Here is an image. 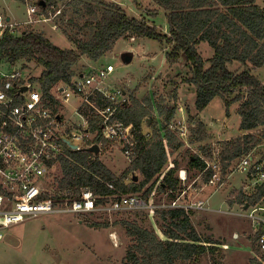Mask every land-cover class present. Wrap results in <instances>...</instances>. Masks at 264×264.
I'll list each match as a JSON object with an SVG mask.
<instances>
[{
    "label": "trees",
    "instance_id": "16d2710c",
    "mask_svg": "<svg viewBox=\"0 0 264 264\" xmlns=\"http://www.w3.org/2000/svg\"><path fill=\"white\" fill-rule=\"evenodd\" d=\"M16 1L24 4L26 0ZM73 1L74 4L67 2V8L65 4L64 12H71L67 14L65 25L77 29L76 22L80 24L83 21L81 28L91 30L87 40L79 36L78 31L75 36L63 31L68 41L75 46L74 50H62L43 33L33 30H25L21 35L7 31L0 37V61L11 64L23 60L36 61L42 67L40 76L32 77L30 81L40 86L44 98L52 105L54 87L61 82L71 83L75 77L73 69L83 59L98 63L114 51L121 39L133 37L137 40H152L165 47L166 64L169 66L185 60L191 77L184 83L196 90L197 112H203L215 98H220L229 117L231 107L238 104L237 114L241 118L240 130L243 135L236 140L223 142L217 152L222 177L232 171L231 166L235 160H241L264 144V85L253 74L257 69L264 68V8L256 0H154L158 12L148 13L156 19L160 12H164L168 24L167 35L156 26L155 20L145 15L140 18L131 17L114 2ZM40 7L45 16L50 12L55 14L61 11L58 0H42ZM81 9H85V14ZM91 15H98V18L89 17ZM202 43H207L213 49L212 58L205 60L198 52ZM234 64L240 67L231 71L230 66ZM172 92L173 99H178V89ZM124 93L128 98L127 103L122 105L117 119L134 126L138 142L129 171L118 177L101 161L99 155H94L89 149L68 151L59 162L61 178L54 177L55 193L71 189L74 197L78 198L82 191L90 189L103 199L141 194L147 200L162 174L164 176L156 193L165 195L167 203L174 201L185 190L178 178L179 163L175 161L173 167L169 168V156L184 147V142L170 130L177 107L164 106L163 103L157 105L158 114L162 118L159 128L149 97L140 102L133 93ZM102 104L107 103L102 101ZM187 113L190 111L187 110ZM195 120L193 117L189 119L192 130L190 142L201 143L207 138L205 125ZM149 121L153 122L152 132L145 135L143 126L149 125ZM91 131L100 132V127L91 123ZM100 141L101 136H98L97 142ZM104 144L107 142L104 141ZM203 150L205 155L211 154L212 160L208 162L202 157L190 156L188 168L198 173L197 177L207 184L215 173L213 169H207L208 163H213L215 152ZM129 174L140 176L141 180L135 181L133 176L129 178ZM108 184L113 185V189H109ZM232 194L228 202L230 207H254L264 197V184L257 186L251 196L242 191ZM45 198H50L49 194ZM103 202L102 199L98 201ZM190 215L183 210H158L157 216L162 221L160 227L165 240L160 239L154 231L125 223L133 244L123 263H195L207 254L215 253L217 246L222 244L201 237ZM92 226L100 227L98 224ZM263 234L262 230L256 233L252 237L253 242L257 243ZM260 260L255 259L253 263L264 264V254Z\"/></svg>",
    "mask_w": 264,
    "mask_h": 264
},
{
    "label": "rangeland",
    "instance_id": "374dc122",
    "mask_svg": "<svg viewBox=\"0 0 264 264\" xmlns=\"http://www.w3.org/2000/svg\"><path fill=\"white\" fill-rule=\"evenodd\" d=\"M120 5L131 17H149L155 20L156 26L164 34H168V24L164 12H160L158 17L150 16L148 11H157L158 8L154 0H107ZM61 11L50 19L47 23L34 24L32 26H19L18 29L23 33L25 30H33L41 33L59 31L61 34L54 37V45L62 50H74L75 46L68 41L63 31L76 35L79 32L84 40L91 36L89 28H81L83 21L77 24V29L65 25L67 14L64 12L68 4H74L73 0H58ZM69 2V3H67ZM257 4L264 8V0H256ZM65 4H67L65 8ZM74 6V5H73ZM0 7L6 9L8 15L21 24L27 21L25 7L17 1L0 0ZM64 7V9H63ZM69 11V10H68ZM85 14V9H81ZM57 12V13H58ZM96 17L98 15L89 16ZM91 18V19H92ZM64 20V21H63ZM46 37V34L43 33ZM47 38V37H46ZM201 56L208 60L213 57L214 51L204 43L198 48ZM133 55L129 64L126 59ZM165 47L157 41L137 40L133 37L121 39L117 42L112 53L101 59L97 65L111 64L115 67V73L108 79L111 86L117 85L127 92L133 93L140 102L149 97L152 102L154 119L161 128L162 118L157 111V105L163 103L164 106L177 107V114L172 121L175 128L186 127L187 135H191L190 117L197 122L205 125L207 138L204 142H190V138H184V147L177 153L169 156V163L177 161L179 171H186L188 181L183 188L186 190V200L197 201L206 200L209 209L207 212H191V222L197 233L203 237L212 239L222 245L217 246V251L207 254L199 262H177L176 264H254L253 260L261 261L259 245L253 242L252 237L260 230H264V222L258 219H250L248 215L253 209L262 208L255 216L264 220V198L254 207H243L235 205L230 207L228 202L232 198V193L242 191L246 195H253L256 192V183L251 175L234 173L240 159L235 160L231 166V172L224 176L225 184L220 189L205 184L203 179L197 177L198 173L189 171L188 158L199 156L208 162L212 160L205 155L203 149L215 152L214 162L217 161L220 147L223 142L236 140L243 135L240 130V116L237 114L238 104L231 107L230 116L226 114V108L220 98H215L213 102L203 111L197 112L195 109L196 94L195 88L187 83L186 79L191 77V71L185 60L175 66L166 64ZM86 59L82 60L73 69L74 75L82 72L86 66ZM24 70V75L28 78L39 77L42 67L36 61L23 60L18 62ZM240 66L234 64L230 66L231 71H235ZM253 74L264 85V68L257 69ZM177 85V86H176ZM178 89V99H173V90ZM128 99V98H127ZM73 103L64 105L63 112L66 117L72 116ZM170 104V105H168ZM183 107V111H178ZM187 110L190 113H187ZM153 119V121H154ZM77 120L76 117L73 119ZM78 121V120H77ZM143 126L145 135L152 132L153 122ZM173 132V131H172ZM177 136V132H173ZM179 137V136H178ZM210 149V150H209ZM211 152V153H212ZM101 161L118 177L127 173L131 166L122 153L119 146L108 144L100 147L99 153ZM250 156L254 162L264 164V144L252 150ZM171 164L169 166H171ZM172 164V165H173ZM170 168V167H169ZM189 171V172H188ZM54 177L61 178L59 169L53 171ZM140 176L129 174L131 177ZM158 183L154 188L153 194L147 199L152 198L154 204L160 200L167 202L165 195L156 193ZM54 187L51 186V189ZM125 223L137 224L148 230L154 231L160 239H166L161 233V219L157 212L152 215L149 211H130L111 216H91V217H71L65 214L43 215L37 218L28 219L25 222L13 226L4 231L5 239L0 243V264H124V259L133 244V240L128 235V227ZM98 224L100 227H93Z\"/></svg>",
    "mask_w": 264,
    "mask_h": 264
},
{
    "label": "built area",
    "instance_id": "2783aa9c",
    "mask_svg": "<svg viewBox=\"0 0 264 264\" xmlns=\"http://www.w3.org/2000/svg\"><path fill=\"white\" fill-rule=\"evenodd\" d=\"M24 5L27 21L21 24L7 21L8 18L0 14V37L7 31L21 35L19 26L47 23L60 13L43 15L41 0H26ZM100 65L92 62L75 75L71 83L56 85L52 90V105L44 98L40 86L27 79L21 65L0 61V243L5 239V230L43 215L65 214L79 218L130 211H149L154 215L158 210H183L187 214L210 210L203 200H186V190L171 203L161 204H154L152 198L148 201L141 194L103 199L90 189L82 191L78 198L74 197L71 189L55 193L53 171L57 168L60 171V159L68 151L79 152L114 144L131 161L137 149L134 126L117 119L122 105L127 103V97L119 86L108 84L115 67ZM102 101L107 104L103 105ZM70 102L74 112L66 117L63 107ZM183 110V107L178 108L180 112ZM74 117L78 121H74ZM91 123H96L100 132L91 131ZM170 130L177 132L182 141L188 138L185 126L174 128L171 124ZM98 136H101L100 142H97ZM207 169L215 172L207 187L220 189L226 179L222 177L219 162L208 163ZM233 172L251 175L256 186L264 184V164L255 163L250 155L239 160ZM178 178L185 185L187 172L180 171ZM51 186L54 188L51 189ZM107 186L113 189V185ZM46 194L50 198H45ZM152 194L154 197L155 193ZM100 199L104 202L98 203ZM260 210L253 209L248 217L264 222L255 216ZM257 244L264 254V234Z\"/></svg>",
    "mask_w": 264,
    "mask_h": 264
},
{
    "label": "crops",
    "instance_id": "0c3cea01",
    "mask_svg": "<svg viewBox=\"0 0 264 264\" xmlns=\"http://www.w3.org/2000/svg\"><path fill=\"white\" fill-rule=\"evenodd\" d=\"M13 1H16V0H13ZM41 2H42V0H41ZM22 5L25 7L24 4H22ZM25 9H26V7H25ZM26 13H27V11H26ZM0 14L5 15L7 18L10 19L11 22H13V23H18V22H16V20L13 19L12 15H8L6 9H2V8L0 7ZM26 15H27V14H26ZM167 29H168V28H167ZM41 33H45L47 39H49L53 44H54L53 39H54V37H56L57 33H58V34H61L59 31H55V30H54V31L51 30L49 33H46L45 30H42ZM202 44H204V43H202ZM202 44L199 46V49H200V47L202 46ZM163 49H164V48H163ZM131 54H132V53H131ZM83 60H85V59H83ZM86 60H87V59H86ZM86 63H87L86 66L92 64V62L89 61V60H87ZM86 66H85L83 69H85ZM263 198H264V197H263ZM203 201L206 202V200H203ZM207 204H208V202H207ZM256 208H257V207H256ZM259 209H262V208H259ZM210 210H211V211H214V209H210ZM203 212H207V211H203ZM259 212H260V211H259ZM189 214H191V213H189Z\"/></svg>",
    "mask_w": 264,
    "mask_h": 264
},
{
    "label": "water",
    "instance_id": "95a60500",
    "mask_svg": "<svg viewBox=\"0 0 264 264\" xmlns=\"http://www.w3.org/2000/svg\"><path fill=\"white\" fill-rule=\"evenodd\" d=\"M41 3H42V2H41ZM7 21H10V19L8 18ZM130 54H131V53H130ZM132 59H133V55L131 54V56H129V57L126 59V63L129 64V63L131 62ZM24 91H26V89H24ZM149 122H150V121H149ZM149 122H148V123H149ZM149 125H150V123H149ZM89 151H90L91 153H93L94 155L98 156L99 153H100V148H99L98 146H95V147L89 149ZM137 180H138V178L135 177V181H137ZM246 209H248V205L246 206Z\"/></svg>",
    "mask_w": 264,
    "mask_h": 264
}]
</instances>
